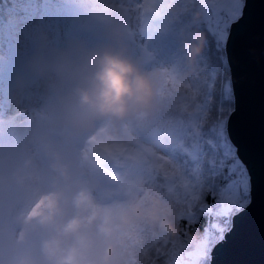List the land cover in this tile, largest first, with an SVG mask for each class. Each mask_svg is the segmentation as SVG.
I'll list each match as a JSON object with an SVG mask.
<instances>
[{
  "label": "rangeland",
  "instance_id": "rangeland-1",
  "mask_svg": "<svg viewBox=\"0 0 264 264\" xmlns=\"http://www.w3.org/2000/svg\"><path fill=\"white\" fill-rule=\"evenodd\" d=\"M65 1L68 4L62 0H52L50 7L57 10L61 18V22L52 27L41 24L39 20L30 26L19 24L21 10L31 9L35 6L28 3V0H11L13 7L3 14V21H0L4 35L7 33L6 37H11V39H5L3 43H0V244L2 246L7 241L4 237L10 233L22 237L29 228L27 222L35 216H40L34 215L29 218V213L33 209L36 211L42 208L46 209L49 204H54L55 197L58 195L50 186L53 176L49 174L48 166L44 165L43 159L35 163L32 158L30 151L32 146L27 141L29 139L28 130L19 118L20 115L16 108L32 109V100L41 102L44 92L48 89L47 82L53 78V68L58 66L60 53L72 52L76 54L99 47L95 43L94 33L100 37H103L101 33L111 35V43L116 44L112 28L118 21L123 33V42L127 45V52L138 59L144 69L158 73L159 89L163 88L164 91L158 92V102L155 108H160L163 112L160 119L161 124L165 126V131L179 146L180 151H188L187 146L192 144L194 137L199 132L198 126L201 125V117L207 111L204 101L209 91L213 94V109L209 117L213 116L212 122L207 125L211 126V124L220 122L218 129L220 135L223 134V121L226 119L217 118V107L226 97H232L234 103L231 79L222 77L223 69L220 67V63L217 66L214 64L212 67L207 65L208 70L204 64L202 75L199 77H196L195 74L190 77L186 75L181 77L178 74L179 79L173 80L174 77H171L172 79H165L166 82L163 80L164 67H161L155 59V56L157 58L156 51L160 48L159 44L157 43V46L154 44L152 32L150 34L142 20L144 7L148 12H153L158 9L162 10L163 4L160 6L156 1L150 0ZM84 2L98 3L95 13L105 12L106 19L96 17L93 10H89L93 6L81 5ZM192 2H195L199 8L196 15L200 14L206 19L205 22L209 29V0H191ZM242 2L243 0H240V10ZM191 7L193 8L192 5ZM171 11L177 16H181L179 10L175 12V9H171ZM193 12L194 9H192ZM92 28L94 33H92ZM204 32L207 34V29ZM75 35H78L79 39ZM161 42L163 41H160V44ZM15 50L24 59L17 61L16 58H12L11 52ZM168 59L160 58L161 64L168 63ZM224 60L227 61L226 52ZM208 61L212 62L213 58ZM226 64L228 65V62ZM66 87V79L62 87L53 86L49 95L50 99L53 100L54 95L64 91ZM219 93H223L220 102L217 100ZM150 112L154 114L155 111L153 109ZM150 112L139 113L135 118L126 119L118 124L111 119L100 121L95 130L106 128L103 131L105 135L99 136L91 132L69 137L63 130L55 133L56 127L51 124L50 119H48V124L44 123L43 134L53 141L51 143H57L58 149L62 153V160L70 165L74 175L78 176L79 183L83 186L84 196L87 198L85 199L86 209L91 210V214L86 217L88 221H92L99 210L103 212L104 221L107 224L110 211L118 206L116 202L141 194L143 190L140 187L141 184L144 187H149V182L155 176L151 170L149 151L163 154L167 152L164 151V147L160 145L157 137L153 136L159 132L157 124L153 126H148V124L145 131L139 127L146 123L145 120L150 116ZM151 136L154 138H150ZM153 140L156 141V144L152 142ZM113 151H120V153L114 155ZM96 153L113 156L115 163L124 166L120 170L116 165L108 166L111 168L109 172L113 175L108 183H105L103 178L98 175L99 172L93 164ZM126 159H128L127 162H124ZM29 160L31 163H26ZM129 161H134L137 166L134 167ZM240 164L234 163V176L230 177L232 182L228 184L225 182L223 185L225 201L222 204L214 205L213 213L223 214L225 221L237 213L241 205L250 200L249 175L241 176L240 187L235 182L234 177ZM170 172L169 175H172H168L167 186L177 194V197L172 198L169 193L157 195L174 203L179 220L181 217L188 218L185 214V206L181 203L184 193L183 177L175 179L180 176V172L175 169V166L170 169ZM125 178L126 180H124ZM163 179L165 178L163 177ZM112 184L117 188H112ZM112 190H115V193H112ZM101 193L106 196H99ZM38 204L40 207L36 208ZM79 223L80 217H73L66 225L65 231L74 229ZM70 225L71 227H69ZM213 227L214 240L218 242L223 236L224 230L218 223H214ZM105 231H109V229L102 225L101 232ZM157 238H162L161 246L163 240L175 241V237H169L156 227L141 222L133 226L131 230L122 233L123 246L117 257H122V254H125L124 259L129 261L133 255L140 256L136 255L135 251L143 244L151 247L153 243L155 247ZM57 243L56 240L50 241L51 250H55ZM203 246L205 255L200 264H207V257L211 252L205 251L206 242L201 240L189 246L188 249H182V246L180 249H177L176 246L173 248L170 243L168 248L163 249L168 255L162 264H176V258L181 251L196 252ZM67 257L62 258L59 264L66 262Z\"/></svg>",
  "mask_w": 264,
  "mask_h": 264
},
{
  "label": "clouds",
  "instance_id": "clouds-1",
  "mask_svg": "<svg viewBox=\"0 0 264 264\" xmlns=\"http://www.w3.org/2000/svg\"><path fill=\"white\" fill-rule=\"evenodd\" d=\"M112 32L116 44L76 54L62 52L58 57L57 71L66 79L67 87L54 95L50 122L69 137L93 132L100 121L111 119L118 124L135 118L157 105L158 73L144 69L138 59L127 52L118 21ZM204 40V33L196 32L191 42L184 43L189 71L194 70ZM46 147L51 145L46 144ZM49 154L53 157L49 167L54 173L50 186L58 193L54 206L43 209L42 215L28 221L29 228L22 237L8 235L0 264H59L70 254L77 264H122L123 257L117 259L123 246L122 233L133 226L142 222L169 237L178 235L179 215L174 203L143 184L141 194L125 198L110 211L107 224L99 210L93 220L88 221L86 217L91 210L77 206L81 184L76 181L70 165L61 162L58 152ZM76 216L80 217V223L65 231ZM102 225L109 231L102 233ZM53 240L58 241L54 251L50 248ZM188 242L194 244L195 237L190 235Z\"/></svg>",
  "mask_w": 264,
  "mask_h": 264
},
{
  "label": "trees",
  "instance_id": "trees-1",
  "mask_svg": "<svg viewBox=\"0 0 264 264\" xmlns=\"http://www.w3.org/2000/svg\"><path fill=\"white\" fill-rule=\"evenodd\" d=\"M66 2L65 0H62ZM149 1V0H148ZM150 1H156L159 3L161 6L163 4V8L158 9L153 12H148L146 7H144V16H143V21H144V26L146 27L147 30L150 31V34L152 32V37L154 39V44L156 46L159 44V47L156 51L157 58L155 56V59L160 63L161 67H164L163 69V80L166 82L165 79L173 78L179 79L178 74L181 77H184L187 73L186 76H193L194 74L196 77H199V75H202V70L204 69V64L205 68L207 65H210L211 67L215 64L217 66L218 63H220V67L223 69V78H229L230 77V67L226 64L227 61L225 62V47L224 43L223 44H217L215 39H210V31L206 25L205 18L202 17L200 14H197V4L195 2L191 3V0H150ZM244 1L242 2V7L241 10L239 11V14L241 15L242 9H243V4ZM66 4H68L66 2ZM97 4L93 2L92 4L90 3H82L81 5L87 7V6H93L89 10H93V13L96 15V17L104 18L106 19V13L101 12L99 14L95 13V10H97ZM193 6V8L191 7ZM12 2L11 0H0V21H3V14L7 12L9 8H12ZM99 7V6H98ZM171 9H175V12L179 10L181 16H177ZM192 9H194V12L192 13ZM164 10V12H163ZM208 31L206 34L204 30ZM92 33H94L93 28L91 29ZM196 32H202L204 33V45L201 50V52L197 55L196 60H195V66L194 70L189 71L190 65L188 63V58H187V49L184 47L185 41H192L193 34ZM7 33H5V37ZM103 37L97 36L94 33L95 36V43L100 47L103 45H108L112 44L111 43V35L108 34H103L101 33ZM78 35H75L77 37ZM79 37V36H78ZM77 37V38H78ZM41 40V38H39ZM79 39V38H78ZM77 39V40H78ZM110 41V43H109ZM160 41L161 42L160 44ZM77 43V41H76ZM158 43V44H157ZM38 44V43H37ZM12 58H16L18 60L24 59L21 57V54L18 51L11 52L10 55ZM168 59V63L166 64H161L160 58ZM213 58V61L210 62L208 61L209 59ZM217 58V60H215ZM208 61V62H207ZM206 62V63H205ZM1 63V62H0ZM2 67V66H1ZM6 69V68H5ZM208 70V68H206ZM171 78V79H172ZM216 77V81H217ZM231 79V77H230ZM207 83V81H205ZM164 90L163 88L159 89L158 92L162 93ZM220 95V93H219ZM232 96V93H231ZM213 100V98H212ZM220 103H223L221 105ZM219 103L216 114H218L217 118L218 119H228L229 114L232 112L234 109V103H233V98L232 97H226L224 98L221 102ZM154 114L151 113L149 117L146 118L145 124L144 125H139L140 129L143 131L146 130L147 125L148 126H153L156 125L159 132L154 134L153 136L160 142V145H163L164 151H167L166 154L159 153V152H153L152 150L149 151L150 157H151V170L154 172V178L151 179L149 182V187L153 189L155 194H167L169 193V196L172 195V198H176L177 194L172 191V189L167 186V180L169 179V176L172 175L169 173L170 169L174 167L172 160L174 157V153L179 150V146L172 141V139L169 137L167 131H165V126L162 123L161 119V114L163 113L160 108H154ZM211 113L206 111L204 112L202 117H201V125H207V123L212 122L210 116ZM148 115V114H147ZM207 116V119L205 117ZM220 135V133H218ZM150 137V138H154ZM205 139H209L205 137ZM156 144V141L153 140ZM187 144V141H186ZM185 144V145H186ZM233 148V151H236V148L234 145H230ZM225 150H228V146H225ZM209 161H211V157H207ZM169 175V176H168ZM168 176V177H167ZM232 176V175H231ZM163 177L165 179H163ZM233 177V176H232ZM228 183L232 182L231 179L225 181ZM126 184V183H125ZM167 186V187H166ZM207 187V186H205ZM121 201L119 200L116 202L117 205H119ZM209 203H212V200L209 199ZM247 203L244 205H241V208L239 210H242V207H244ZM54 206L53 203L49 204L46 209H52ZM42 209H38L37 212L42 213ZM238 210V211H239ZM223 214H216V213H209L205 211L203 214L196 215L193 220L190 222L189 218L186 217H181L179 220V233L175 237V246L177 249L182 246V249H188L189 246L193 245L188 242V237L194 236L195 237V243L201 240L202 242H206V252H211V249L213 245L217 242L214 240V233H212V230H214L213 224L218 223L219 225H222V229L224 232L231 227L232 224V216L228 218V220H224L225 216L223 217ZM221 223V224H220ZM131 230V229H130ZM131 235V234H130ZM8 236L4 237L7 239ZM127 238V237H126ZM194 243V244H195ZM154 244L152 243V246H148L143 244L141 248H138L135 251L136 256L133 255L132 259L129 261H126L127 259H124L126 256L125 254H122L123 260L122 264H162L165 261L166 255L162 254L159 259L156 258L155 256V251H154ZM6 249V244L2 246L0 244V255L4 253ZM145 249H148L147 253L145 252ZM163 252H165L163 250ZM121 257H117V259H120ZM169 258V257H168Z\"/></svg>",
  "mask_w": 264,
  "mask_h": 264
},
{
  "label": "water",
  "instance_id": "water-1",
  "mask_svg": "<svg viewBox=\"0 0 264 264\" xmlns=\"http://www.w3.org/2000/svg\"><path fill=\"white\" fill-rule=\"evenodd\" d=\"M243 5L241 15L247 11L246 21L233 33L225 52L233 87L232 111L237 96L240 106L232 118V134L248 168L250 200L213 245L212 264H264V0H245Z\"/></svg>",
  "mask_w": 264,
  "mask_h": 264
},
{
  "label": "snow or ice",
  "instance_id": "snow-or-ice-1",
  "mask_svg": "<svg viewBox=\"0 0 264 264\" xmlns=\"http://www.w3.org/2000/svg\"><path fill=\"white\" fill-rule=\"evenodd\" d=\"M28 3L35 5L31 9H23L19 13L21 26H30L39 20L41 24L49 27L58 25L61 22L60 14L57 10L50 7L52 0H28ZM208 10V26L210 38L215 39L216 43H224L225 48L234 32L239 30L246 21L247 11L244 15H240V0H209ZM248 9V5L246 6ZM5 39H11L10 36L5 37L3 28L0 27V43ZM212 93L209 91L206 95L204 104L209 113L212 112ZM223 98L221 93L217 100L220 102ZM223 105V103H220ZM239 98L237 96V104L235 110L231 112L228 119L223 121V134L218 135L220 122L214 124L198 126L199 132L194 137L191 145L187 146L188 151H177L174 153L172 160L175 169H178L180 176L183 177L184 193L181 203L185 206V214L191 222L196 215L203 214L205 211L212 213L214 205L222 204L225 201L223 185L233 175V165L244 160L241 145L233 138L232 134V118L239 112ZM207 119V116L205 117ZM205 137L209 139H205ZM228 150H225V146ZM230 145H236L237 150L234 152ZM239 150V151H238ZM211 157V161L207 157ZM207 186V187H205ZM209 199L212 203H209ZM42 203V202H41ZM38 204L36 208H39ZM34 215H42L33 209L29 213V218ZM75 223V222H73ZM71 227V225L69 226ZM161 239L155 241V256L157 259L162 254L163 249L168 248L171 243L173 248L174 242ZM204 246L196 251L183 250L176 258V264H200L205 253ZM148 249H145L147 253ZM186 251V254H185ZM62 264H77L73 255L67 257L66 262ZM207 264H212L211 255L207 257Z\"/></svg>",
  "mask_w": 264,
  "mask_h": 264
},
{
  "label": "bare ground",
  "instance_id": "bare-ground-1",
  "mask_svg": "<svg viewBox=\"0 0 264 264\" xmlns=\"http://www.w3.org/2000/svg\"><path fill=\"white\" fill-rule=\"evenodd\" d=\"M58 66L53 68V78L52 80L47 82L48 89L46 92H44L41 102L32 100V109L28 108H16L17 113L20 115L19 118L22 120L23 125L27 128L28 130V143L29 145L32 146L30 148L32 158L34 162L38 160H42L45 163L44 165L48 166L47 168L49 169V174L54 175L52 169L49 167L50 163L52 162L53 157L49 154L52 151L58 152L60 154V160L65 163L62 159V153L58 149L57 143H51L53 142L52 140H49L46 135L43 134L44 129V123L48 124V119H50V114H51V108H52V103L53 100L50 99V91L52 87H62L65 83V79L58 73L57 71ZM54 99V98H53ZM100 123V122H99ZM36 127V128H35ZM106 128V127H105ZM105 128H101L98 130H94V134L96 135H102L104 134ZM62 129L55 128L54 132L59 133L61 132ZM105 135V134H104ZM46 144H50L51 147H46ZM76 150V149H75ZM114 155H117V153H120V151H113L112 152ZM128 159L124 160V162H127ZM71 162V160H68ZM96 169L98 170V175H100L105 183L109 182L110 177L113 175L109 172L110 167L109 165H116L118 167V170L123 169V165H119L118 163H115L114 157L113 156H105L99 153H96V157L93 161ZM67 163V162H66ZM129 163H132L134 167L137 166V163L134 161H129ZM113 170V169H112ZM37 174V172H36ZM114 174V173H113ZM75 176V175H74ZM88 176V175H87ZM76 181L79 183L78 176H75ZM126 180V178L124 179ZM112 188H117L116 185L112 184ZM112 193H115V190H112ZM83 193V194H82ZM99 196L105 197L103 193L99 194ZM86 196H84V190L83 186H81V189L78 193L77 196V206L83 209H86V203H85Z\"/></svg>",
  "mask_w": 264,
  "mask_h": 264
},
{
  "label": "built area",
  "instance_id": "built-area-1",
  "mask_svg": "<svg viewBox=\"0 0 264 264\" xmlns=\"http://www.w3.org/2000/svg\"><path fill=\"white\" fill-rule=\"evenodd\" d=\"M241 164L237 167V171H236V176L235 178V182L237 184L238 187H240L241 185V176H244L245 174H248V168H246L245 164L240 162ZM243 167H242V166ZM234 176V175H233ZM248 176V175H247Z\"/></svg>",
  "mask_w": 264,
  "mask_h": 264
}]
</instances>
